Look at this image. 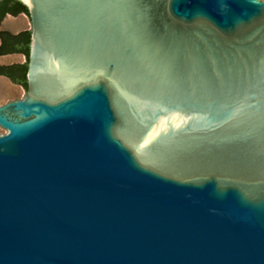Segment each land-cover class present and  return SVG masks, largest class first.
<instances>
[{
  "label": "water",
  "instance_id": "95a60500",
  "mask_svg": "<svg viewBox=\"0 0 264 264\" xmlns=\"http://www.w3.org/2000/svg\"><path fill=\"white\" fill-rule=\"evenodd\" d=\"M18 1L0 264H264V2L169 0L207 29L196 53L140 38L135 0ZM223 82L248 94L211 95Z\"/></svg>",
  "mask_w": 264,
  "mask_h": 264
},
{
  "label": "flooded vegetation",
  "instance_id": "af4514ba",
  "mask_svg": "<svg viewBox=\"0 0 264 264\" xmlns=\"http://www.w3.org/2000/svg\"><path fill=\"white\" fill-rule=\"evenodd\" d=\"M135 6L137 9L138 19L136 24L141 31L140 38L145 40L150 39L157 43L164 45L171 49H182L185 47L186 39H188L193 47V51L197 53L199 51V42L201 39V33H206V30L199 23H186L175 18L169 10V0H135ZM7 18V17H6ZM5 18V19H6ZM16 18V17H15ZM24 31V30H23ZM32 32V29H31ZM226 44H229L226 42ZM2 41L0 39V46ZM19 55V54H7L0 55V57ZM223 70L224 68H219ZM210 88V94H219L226 100L239 101L242 100L244 94H248L241 88L247 86L240 83H209L207 85ZM264 87V85H262ZM215 90V92L213 91ZM219 92V93H218ZM28 89L26 90V95ZM259 184H264V180L259 181Z\"/></svg>",
  "mask_w": 264,
  "mask_h": 264
},
{
  "label": "trees",
  "instance_id": "16d2710c",
  "mask_svg": "<svg viewBox=\"0 0 264 264\" xmlns=\"http://www.w3.org/2000/svg\"><path fill=\"white\" fill-rule=\"evenodd\" d=\"M29 16L28 9L18 0H0V55L19 54L26 57L25 63L0 65V76L9 79L13 84L28 89L27 72L30 58L31 31L13 33L2 29V23L7 16Z\"/></svg>",
  "mask_w": 264,
  "mask_h": 264
},
{
  "label": "rangeland",
  "instance_id": "374dc122",
  "mask_svg": "<svg viewBox=\"0 0 264 264\" xmlns=\"http://www.w3.org/2000/svg\"><path fill=\"white\" fill-rule=\"evenodd\" d=\"M264 2L263 0H259ZM2 29H7L13 33L23 30L31 31L32 23L27 14L18 17L7 16L2 23ZM26 57L23 55H12L0 57V65H9L13 63H25ZM26 97V89L24 87L13 84L9 79L0 76V108L4 109L10 103L21 101ZM10 112V111H7ZM8 134V130L0 126V136Z\"/></svg>",
  "mask_w": 264,
  "mask_h": 264
},
{
  "label": "bare ground",
  "instance_id": "6f19581e",
  "mask_svg": "<svg viewBox=\"0 0 264 264\" xmlns=\"http://www.w3.org/2000/svg\"><path fill=\"white\" fill-rule=\"evenodd\" d=\"M25 2H28V0H25Z\"/></svg>",
  "mask_w": 264,
  "mask_h": 264
}]
</instances>
